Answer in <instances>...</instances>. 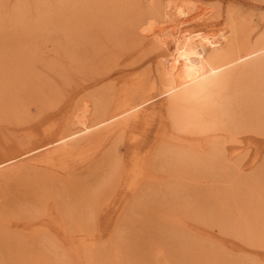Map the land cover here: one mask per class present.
Wrapping results in <instances>:
<instances>
[{
  "label": "rangeland",
  "instance_id": "obj_1",
  "mask_svg": "<svg viewBox=\"0 0 264 264\" xmlns=\"http://www.w3.org/2000/svg\"><path fill=\"white\" fill-rule=\"evenodd\" d=\"M100 1H102V4L98 10L87 9V11L73 13L75 15L70 14L69 22L64 23L65 25H56L52 30L46 31L41 29V25L35 22L38 20L34 19L37 12L35 7L36 0H0V162L20 155L19 152L28 148L47 144L55 138L60 130L72 128L76 120V111L79 112L80 109H83L85 102L88 101L90 104L86 105H90V108H92L93 98L100 91L109 87V89L113 90V94L116 95L123 83L127 84L125 80L136 75L144 76L147 84H151L156 80L157 65L162 60L164 52L162 49V51L156 47L154 49L151 45L143 42V44H137L136 40L139 39L140 35L134 34L133 38L126 32L127 26L124 23L128 19L129 21L126 24L129 25L138 18L148 17L154 9L161 10L169 2H187L186 4L189 5V8H192L194 4L200 3L203 6H212L213 11L210 13L209 20L216 24V30L227 27V10L232 8L239 13H243V16L246 17L244 20L246 23L250 22L249 26L251 25L255 37L264 31V0ZM105 2L108 6L109 4L112 5L107 8L108 6H103ZM18 5L21 7V14L17 21L15 15L19 8ZM114 11L115 13H113ZM78 13L83 15L77 16ZM32 15L33 17H31ZM75 18H77L78 22H75ZM23 19L26 23H23ZM22 23L23 25H21ZM66 25H71L68 27L70 30H65L67 28ZM206 32V29H204L201 33ZM76 60H81V63L77 64ZM47 85L51 88L50 92H47ZM10 92H12L11 96L14 94L13 98L15 99H4V93L10 94ZM159 93L153 98L152 106L150 107L153 113L152 120H149L151 123L136 133L138 135L136 142L126 136L122 138L118 145L119 158L126 165H130L129 163L132 162L133 157L137 154L150 153L153 156L152 166L150 167L151 174L149 173V176H139L135 189H129L124 183H111L109 186L98 187L99 185L97 186L94 181L92 182L94 178L93 170L95 169L93 166L96 165L93 163H96L100 156L95 159L94 156L90 155L87 161H83L84 163L80 162V165L72 169V172L69 173L70 176L62 175L60 177L49 172V170L38 171L34 169L37 173L31 170L32 173L29 172L30 176L29 173L25 174L27 172H24L17 177L0 181V197L2 196L10 206L4 218V222L10 225L9 229L15 233L23 234V227H27L29 224L33 226L35 222L46 219L49 213L53 212L54 216H58L61 221L49 225V234L55 240H60L59 243L62 241L64 243L62 247L60 246L61 249H59L57 255V257L59 256L58 259L64 260L63 264H68V262H70L69 264H86L82 257L76 255L66 257L65 253L73 252L74 244H71L69 239H77L79 230L90 234L95 233L94 235H97L98 239H100L98 240L99 244L107 247L110 255L116 261L125 262V264H157L159 261L162 264H180V262L183 264L184 260L189 262V259L192 262L195 256V249L193 247L191 249L190 245L195 244L194 242L196 241L199 244H209V242L211 243L210 240L220 247H224L223 250L228 253L227 255L236 258L239 262L246 260L252 264H264V238H248L247 233H241V236L236 234L239 232L238 228L240 225L237 211H242L247 216L250 213V222L255 220L254 213H252L254 212L252 211L253 209L259 214L264 212V137L250 135L252 139H249L247 143L251 149L246 153L243 161L244 167L241 171H238L240 173L235 172V174L229 175V178L225 174L218 176L214 174H211V176L209 174H195L189 169L186 170V166H180L184 165V163H177L169 154L161 153V151L158 155L156 136L160 126L159 122H161L162 113L164 112L161 110L164 97L160 96ZM19 100L22 103L23 101L27 103V107L23 112L17 111L16 103ZM50 127H54L56 130L48 135L46 132H48L47 130ZM22 143H24V147ZM154 147L155 150H153ZM162 154L163 157L161 156ZM241 156L239 155V158H242ZM93 157L95 160L92 159ZM153 158H156V160L153 161ZM23 159V157H19L16 163ZM164 159L166 160L165 162ZM173 159L176 163L172 162ZM170 160L171 164L167 166ZM177 164L180 168H177ZM189 174L191 175L189 176ZM202 179L207 182L202 181ZM213 179L216 181L213 182ZM41 180L44 181L43 184ZM53 181H56V183ZM52 183L55 185L54 187ZM180 183L183 184L181 185ZM49 184L50 187H48ZM184 184L187 186H184ZM231 185L233 186L231 187ZM244 186L246 187L244 188ZM111 188L113 192H111ZM62 192L65 193L62 194ZM183 192L186 193L183 194ZM231 196H234V198ZM35 197L38 198L39 202ZM225 197L229 200L225 199ZM235 203L236 205L234 206ZM250 203H252L251 206L248 205L249 207L247 208V204ZM57 205L60 206L58 207ZM90 206L93 208H90ZM219 206L224 210L219 209L221 208ZM97 207L100 208L98 209ZM228 208L233 210L230 211ZM56 210L57 212H55ZM30 211L32 214L28 213ZM90 212L92 215L96 213L89 220ZM82 214L87 216L84 217ZM216 214H218V217H215ZM207 215H209L208 218ZM85 218H88V220ZM210 218L211 220H209ZM212 220L220 222V225L217 224L218 222H214L218 227L214 226L210 222ZM64 224H68V226ZM259 225H261L260 222ZM64 226L65 228L67 227L66 230L65 228L63 229ZM36 227L38 226L33 228ZM218 228L221 230H218ZM222 230L223 232H221ZM183 231L187 232L184 234ZM26 233H30V231H26ZM187 235L193 236V240ZM57 236L59 237L58 239ZM186 237L190 242L185 239ZM181 240L185 243V246ZM156 248L163 249L169 255L166 257L168 261L164 260L162 256L158 258L153 256L152 251ZM181 257L182 259L179 260Z\"/></svg>",
  "mask_w": 264,
  "mask_h": 264
},
{
  "label": "bare ground",
  "instance_id": "obj_2",
  "mask_svg": "<svg viewBox=\"0 0 264 264\" xmlns=\"http://www.w3.org/2000/svg\"><path fill=\"white\" fill-rule=\"evenodd\" d=\"M186 3L187 2H169L165 4L162 9L160 8L161 10L158 9L159 11L157 9L152 10L148 17L144 16L145 18H138L129 25L126 24L129 19L124 23V25L127 26L126 32L130 37L132 36L134 38V34L140 35L139 39L136 40L137 44L145 43L147 45H151L153 48L156 47L159 50H163L164 56L159 62V65H157L158 68L156 80H154L151 84H147L144 76L141 77L142 75H136L132 78L130 77L128 80H125L128 85L123 83V86L118 92H116V95L113 94V90L109 89V87L103 91H100V93L96 92L99 94H95L93 98L94 103L93 105L91 104V106H93L92 108H90V105H86L90 104L88 101L85 102V107L83 109H78L79 112L76 111V120L75 122L73 121L74 127L71 125L72 128L68 127L69 129L60 130L57 132L55 138L52 141H49L47 144L38 147L36 146L30 149L28 148L27 150H24V148L22 149L24 151L19 152L20 155L0 162V181L17 177L24 172H27L25 174H28L34 169L38 171L49 170V172H52L53 174L60 177L62 175L67 176L72 172V169L76 168L77 165H80V162L82 163L83 161H87V158L91 155L94 156L95 159L97 157L99 158L100 156L96 163H93L96 165L93 166L95 167L93 170L94 178L93 180L91 179L92 182L94 181V183L97 184V186L99 185L98 187L109 186L111 183H124L129 189H135L139 176L142 175L143 177V175H148L151 172L150 167L152 166L151 163L153 156L150 153H144L143 155L137 154L133 157L132 162L129 163L130 165H126L121 161L122 159L119 158L118 145L120 141H122V138L126 136H129L130 139L136 142L138 139V135L136 133L151 123L149 120H152L153 113L150 110V107L152 106L153 98L159 92V95L164 97L163 106L161 105V110L164 112L162 113L163 117L161 122H159L160 126L156 136V144L158 147L156 150L158 155L161 151V153L169 154L177 161V163H184V165L180 166H186V170L189 169V171H192L195 174H209L210 176L211 174L217 176L225 174L228 176L227 178H229V175H233L235 172L241 171L244 167L243 161L246 157V153H248L249 149H251L250 145L247 143L249 139H252V136L250 135L264 137V31L255 37L251 25L249 26L250 22H245L244 18L246 17L243 16V13H239L237 10L232 8L227 10V27L225 26L224 28H219L216 30V24L209 20L210 13L213 11L212 6H203L199 3L194 4L192 5V8H189V5ZM101 4L102 1L100 0H36L35 7L37 12L34 19L38 20L35 22L41 25V29L49 31L52 30L53 27L55 28L56 25H65L64 23L69 20V16H71L70 14L75 15L73 13L85 10L87 11V9L98 10ZM20 5H18L19 8L17 9L15 15V19L17 21L21 14ZM110 5L112 4H109V6ZM103 6H108V4L105 2ZM109 6L107 8H109ZM113 13H115V11ZM79 15L83 14L78 13L77 16ZM31 17H33V15ZM75 19L76 22L77 18ZM30 21H28V23H30ZM24 22L25 21L23 19V23ZM23 23L21 25H23ZM39 25H37V27H39ZM33 26L35 27L34 24ZM69 26L66 25L67 28L64 29L68 30ZM204 29H206L207 32L201 33ZM79 62L81 63V60L77 61L76 63L79 64ZM47 88V92H50L51 88L49 85H47ZM53 92L55 91L53 90ZM11 94L12 92H10V94L4 93V99H15L13 98L15 92L12 96ZM16 107L17 111L23 112L27 107V103L24 101L22 103V101L19 100L16 103ZM54 127L51 128L52 130L49 128L47 130L48 132L45 131L46 134L48 133L49 135L54 133L56 130ZM23 144L24 143H22V146L24 147ZM153 150H155V147ZM243 154L245 155L241 156ZM239 155L242 158H239ZM161 156L163 157V154ZM19 157H23L24 159L16 163V160ZM94 157L92 159H94ZM174 159L172 161L173 163L175 162ZM154 160H156V158H153V161ZM165 161L166 160L164 159V162ZM170 164L171 160L170 163L168 161L167 166H170ZM172 167L174 168V166ZM178 167L179 166L177 164V168ZM183 169L185 170V168ZM190 175L191 174H189V176ZM150 178L152 179V177ZM214 179L213 182L216 181ZM41 181L43 184L44 181ZM48 181L50 182V179ZM58 181L60 182V180ZM202 181L206 180L202 179ZM53 182L56 183V181ZM96 184L94 185L96 186ZM188 184L190 185V183ZM199 185L201 186V184ZM52 186L54 187L55 185L52 183ZM184 186L187 185L184 184ZM232 186L233 185H231V187ZM48 187H50V184ZM245 187L246 186H244V188ZM111 192H113V189ZM63 193L65 192H62V194ZM184 193L186 192H183V194ZM69 195L71 194L69 193ZM232 198H234V196ZM225 199L228 198L225 197ZM65 201L67 200L65 199ZM218 203L220 202L218 201ZM251 204L252 203L247 204V208L249 207L248 205L251 206ZM235 205L236 203L234 206ZM9 208L10 206L8 202L1 196L0 264H63L64 260L62 261L61 259H58L59 256L57 257V255L59 249H61L64 243H62V240V242L59 243L60 240L58 241L52 238L53 236L49 234L50 228H48L49 225L61 221L58 219V216H54L53 212L49 213L46 219L44 218L37 223L35 222L33 226L32 224H29L27 227H23L24 233L21 234L10 230V225L4 222V218L6 217ZM90 208L93 207L90 206ZM232 208L228 209L232 211ZM219 209L224 210L222 207ZM252 211H254L252 213H254L255 216V220L253 222H250L251 219H249V212V216H247L242 211H237V216H239L240 219H238L240 221V225L239 228H237L239 229L240 233L238 232L236 234L241 236V233H247L249 236L248 238L263 239L264 212L263 214H259L257 211H255V209ZM55 212H57V210ZM176 212L178 211L176 210ZM28 213L32 214L31 211ZM95 213H93V215ZM89 214L90 220L91 216L93 215L91 212ZM218 214H216L215 217H218ZM209 215H207V218ZM210 216L213 217L212 215ZM61 217L63 218V216ZM85 219L88 220V218ZM180 220L182 221V219ZM209 220H211V218ZM212 221L210 222L213 223L214 226L218 227V225H220V222L214 220ZM214 222H218V225L214 224ZM259 222L261 225H259ZM66 225L68 226V224ZM35 226L38 227L33 228ZM220 228H218V230ZM223 228L226 229L225 227ZM223 230L221 232H223ZM26 231H30V233H26ZM186 232H184V234ZM94 234L95 233L90 234L88 232L79 230V237L77 239H69L71 244H74V247L72 250L73 252L64 251L66 253V257H72L73 255L82 257L86 264H125V262L116 261L110 255L108 248L99 244L98 240L100 239H98L97 235L95 236ZM188 235L187 237L191 238L195 236V234H193V236ZM187 237L185 239L189 241ZM58 238L59 237L57 236V239ZM186 240L185 242L187 243ZM210 241L211 243L209 242V244H199V242L196 241L194 242L195 244L191 245L189 244V241L187 244L191 246V249L192 247L195 249V251L193 249L195 252V256L193 254L194 260H191L192 262H190L189 257V262L188 260H184L183 264H252L250 261L243 260V262H239L236 258L229 257L227 255L228 253L223 250L224 247L222 248L218 244H215V242L212 240ZM183 245L185 246V243ZM152 252L153 256H156L157 258L162 256L164 257V260H167L166 257L169 256L161 248H156ZM189 254L192 255L191 253ZM180 259H182V257L179 258V260ZM69 263L70 262H68V264ZM157 264L162 263L159 261Z\"/></svg>",
  "mask_w": 264,
  "mask_h": 264
}]
</instances>
